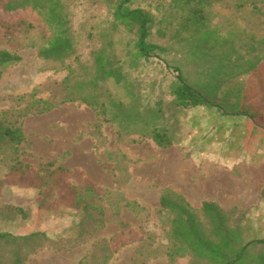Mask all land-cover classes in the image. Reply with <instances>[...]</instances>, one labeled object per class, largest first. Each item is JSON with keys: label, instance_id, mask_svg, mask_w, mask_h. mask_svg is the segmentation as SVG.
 Wrapping results in <instances>:
<instances>
[{"label": "trees", "instance_id": "1", "mask_svg": "<svg viewBox=\"0 0 264 264\" xmlns=\"http://www.w3.org/2000/svg\"><path fill=\"white\" fill-rule=\"evenodd\" d=\"M87 4L94 8L99 20L89 27V22H81L77 17L78 10ZM133 4V0H0V12L9 14L0 19V81L7 68L21 61L17 50L24 48L37 49L44 71L67 72L62 82L53 83L55 91L44 85L41 91L35 88L31 92L7 96L10 107L0 112V165L9 173L0 186L34 170L22 161L27 154L25 120L68 103L86 105L119 135L123 128L140 127L142 139L138 143L151 140L163 149L174 145L162 125L166 116L164 102L144 104L140 86L130 76L145 69L152 58L164 51L163 47L151 42L153 30L162 20L156 21L149 10L133 7ZM166 6L175 9L164 18L176 22L180 38L193 42L202 31L210 33L207 0H160L156 7ZM28 7L38 11L39 25L13 15ZM121 33L127 38L122 56L116 48L117 35ZM206 33L198 40L206 39ZM260 47L258 51L247 53L246 64L239 62L245 51L239 58L236 54L240 51L220 48L215 52V58L222 64L220 69L211 72L202 69V77L198 78H192L179 64L164 67L175 75L171 85L174 104L183 110L215 109V130L227 131L224 140L212 135L195 137L192 160L200 153L209 154L211 147L218 153L230 152L232 144L228 141L241 132L232 126L234 118H246L264 131V51ZM190 55L213 57L211 50L206 48L195 49ZM37 92L38 95L47 92L49 97L38 98ZM257 96H261L259 101H256ZM48 167L54 168V163H45L35 174H42L43 168ZM66 173L64 168L52 172L57 181ZM34 186L42 189L46 184L41 181ZM160 205L173 216L171 232L176 244L173 250H168L169 257L190 253L192 264H264V238L255 237L258 233L254 232V218L249 213L236 218L235 212L225 213L213 203H204L202 209L196 211L182 196L169 189L163 192ZM75 220L73 214L71 228H75ZM34 236L35 239L31 236V240L23 244L26 255L33 251L36 240H46V234ZM7 237L9 235L0 234V255L2 243L12 242L6 241ZM21 246L15 249V255H21Z\"/></svg>", "mask_w": 264, "mask_h": 264}, {"label": "rangeland", "instance_id": "2", "mask_svg": "<svg viewBox=\"0 0 264 264\" xmlns=\"http://www.w3.org/2000/svg\"><path fill=\"white\" fill-rule=\"evenodd\" d=\"M133 1V7L149 10L156 21L162 20L153 30L151 42L163 47L164 51L152 58L145 69L130 76L138 82L144 104L164 102L166 116L162 125L174 140V145L163 149L151 140L138 143L142 139L140 127L123 128L119 135L100 117L96 128H92L94 114L81 102L58 112L56 116L61 115L53 122L55 133L66 131L67 140L74 142H79V136L93 137L80 146L82 150L89 148L88 159L83 167L67 170L57 181V176L52 174L55 168H43L42 174H35L47 161L33 159L32 155L24 156L25 163L34 170L12 178L11 183L19 181L36 185L42 181L46 184L42 188L45 221L51 223L54 215L64 218L55 221L53 240L35 241L34 251L39 252L30 260H27L29 255H15L17 241L2 243L0 264H192L190 253L172 258L168 256V250H173L176 244L171 232L173 216L162 210L160 199L165 190L179 188L186 178L192 180L199 170L190 158L196 145L195 137L212 135L224 140L227 131L215 130V109L183 110L174 104L171 85L175 75L165 68L179 64L192 78L202 77V69L206 72L220 69L221 61L215 58V52L220 48L240 51L236 54L239 58L245 51L239 62L246 64L248 52L258 51L259 45L264 51V0H207L210 33L202 31L193 42L180 38L176 22L164 18L175 9L168 6L157 9L160 0ZM8 15L0 12V19ZM13 15L22 16L35 25L41 23L38 11L32 7L20 9ZM77 17L81 22H89L88 27L90 23L99 21L96 11L88 4L78 10ZM204 33L207 34L206 39L198 40ZM126 40L122 33L117 35L120 43H116V48L120 56ZM201 48L211 50L213 57L195 58L190 55L191 51ZM17 54L21 61L7 68L0 81V112L10 107L8 95L31 92L35 88L41 91L44 85L55 91L53 83L62 82L67 75L60 70L44 71L37 49L24 48L17 50ZM36 96L47 98L49 94L38 95L37 92ZM260 97L257 96L256 101ZM262 105L264 108V100ZM73 113L80 119L70 121ZM36 122V119L29 121L33 130ZM255 131L264 135L259 128ZM3 173L0 167V174ZM67 214L75 215L78 224H74L75 228H70L72 225L65 222Z\"/></svg>", "mask_w": 264, "mask_h": 264}, {"label": "crops", "instance_id": "3", "mask_svg": "<svg viewBox=\"0 0 264 264\" xmlns=\"http://www.w3.org/2000/svg\"><path fill=\"white\" fill-rule=\"evenodd\" d=\"M72 105L75 104H64L47 114L25 120L23 130L26 137V155H32L33 159L39 161L53 162L55 169L64 168L69 171L84 166L89 148L82 150L80 146L86 140H93V137L79 136V142H74L72 139L67 140L66 131L59 134L53 128V122L61 115L56 114ZM87 109L94 114L92 128H96L98 117L92 109ZM70 117V121L80 119L74 113ZM32 119L37 120L34 130L29 125ZM231 123L234 128L245 130L242 137L233 136L228 141L232 144L231 151L218 153L217 149L211 147L209 154L196 155L191 161L199 170L193 179L188 177L179 188L169 190L182 196L196 211H200L204 203H213L225 213L235 212L236 216L249 213L254 218V232L258 233L255 237L264 238V135H259L255 131V125L246 118H234ZM24 159L23 156V163ZM0 167L4 172L0 174V181H4L9 172L6 167ZM42 193L41 188L19 181L0 187V234L9 235L6 241L22 243L21 254L26 255L23 244L30 241L31 236L35 239L34 235L46 234V240H53L55 221L64 218L54 215L51 223L45 221L47 217L43 216ZM72 215L67 214L65 221L71 225ZM32 248L27 260L39 252L34 251L35 245Z\"/></svg>", "mask_w": 264, "mask_h": 264}]
</instances>
